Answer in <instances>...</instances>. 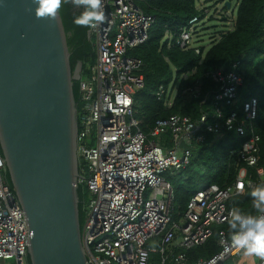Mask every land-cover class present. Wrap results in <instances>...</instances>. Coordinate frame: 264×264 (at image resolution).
Here are the masks:
<instances>
[{"label":"built area","instance_id":"1","mask_svg":"<svg viewBox=\"0 0 264 264\" xmlns=\"http://www.w3.org/2000/svg\"><path fill=\"white\" fill-rule=\"evenodd\" d=\"M220 1V0H218ZM218 1L209 5L198 0L196 8L203 18L191 17L176 33L166 31V47L202 51L198 27L209 16H228ZM222 2H225L222 0ZM106 20L97 28H88L95 37L94 62L77 81L76 154L77 179L83 195L80 239L87 264H148L149 253L159 255L157 264H226L239 250L230 234L220 229L219 250L207 259L190 261L186 251L203 244L212 227L226 223L237 194V185L254 189L264 185V169L257 167L260 137L255 132L257 100L242 99L243 85L239 61L230 68L213 67L210 79L216 84L208 109L197 119L179 112L157 118L145 133L135 117L136 92L144 86L142 62L131 52L149 38L155 17L144 13L135 0H102ZM224 16V17H226ZM220 17V18H221ZM206 49V48H205ZM183 73L180 79L187 78ZM200 82L181 90L160 83L155 99L165 109L175 98L191 101L198 97ZM233 132L243 140L229 151L238 168L231 184H209L195 191L177 220L172 218L173 189L166 173L175 174L191 160L192 149L205 141L204 132L218 137ZM84 167H81V163ZM247 167L256 179L247 178ZM0 150V264H28L29 232L23 211L8 184ZM257 214V213H256ZM154 240L157 247L148 242ZM264 259L260 258V263Z\"/></svg>","mask_w":264,"mask_h":264},{"label":"water","instance_id":"2","mask_svg":"<svg viewBox=\"0 0 264 264\" xmlns=\"http://www.w3.org/2000/svg\"><path fill=\"white\" fill-rule=\"evenodd\" d=\"M34 7L0 0V150L27 224L29 264H87L72 91L82 62L71 69L60 14L38 19Z\"/></svg>","mask_w":264,"mask_h":264},{"label":"trees","instance_id":"3","mask_svg":"<svg viewBox=\"0 0 264 264\" xmlns=\"http://www.w3.org/2000/svg\"><path fill=\"white\" fill-rule=\"evenodd\" d=\"M197 2L198 0H135L144 13L155 17L148 40L131 52L142 62L141 72L144 78L143 88L134 96L135 117L139 127L146 133L155 119L176 112L197 119L202 110L208 109L211 94L216 88V84L209 77V71L218 66L229 69L230 63L237 60L243 79V85L239 89L240 97L246 99L249 95L257 100V116L253 123L255 132L260 137L257 167L264 169V0H238L230 28L219 32L207 49L201 46L200 54H196L192 48L180 50L173 46L166 47L162 42L166 31L174 34L186 25L191 17L203 18V12L196 8ZM223 9H226L225 5ZM80 11L81 9L67 3L62 6L59 14L70 53V67L72 69L76 60H81V71L84 72L85 61L92 50L88 42V28L73 23V17ZM93 61L89 63L92 64ZM183 73L188 74L187 78L180 79ZM196 80L200 82L199 95L191 101L177 97L172 107L165 109L162 103L155 99L154 91L160 83L181 90ZM72 91L77 101V81H73ZM204 135L205 141L192 149L190 163L175 174H165L173 189L172 218L175 220L184 211L187 201L195 191L209 184H231L242 165L236 163L229 154L231 149L239 145L242 138L230 131H223L218 137L209 132H204ZM246 169L247 178L255 180L254 168ZM5 178L10 185L7 172ZM252 190L245 187L240 194L232 198L233 206L239 208L242 213L256 214L252 208ZM78 200V218L81 226L84 213L83 192L80 187ZM227 222L213 226L211 236L203 244L185 252L190 261L207 259L219 250L217 234L220 229L230 234Z\"/></svg>","mask_w":264,"mask_h":264},{"label":"clouds","instance_id":"4","mask_svg":"<svg viewBox=\"0 0 264 264\" xmlns=\"http://www.w3.org/2000/svg\"><path fill=\"white\" fill-rule=\"evenodd\" d=\"M34 11L38 19H54L62 6L71 3L81 9L73 17L76 26L97 28L106 20L102 0H33ZM243 191V185H237V194ZM250 196L252 208L257 214H245L237 207L229 213L228 228L234 247L244 251L245 255L264 259V185L255 187ZM155 247V244L153 245Z\"/></svg>","mask_w":264,"mask_h":264},{"label":"rangeland","instance_id":"5","mask_svg":"<svg viewBox=\"0 0 264 264\" xmlns=\"http://www.w3.org/2000/svg\"><path fill=\"white\" fill-rule=\"evenodd\" d=\"M228 1L230 2L231 7L229 8L230 12H229L228 16H226V14L224 13V16H226L227 18L225 17V19L222 20V19H220V17H221L220 15H214V14H211V15H213V17L211 18L209 16L210 15L209 14L208 17L205 18V20H204V27L203 28H201L200 26L198 27V31L200 32V34L198 35L200 37V40L198 42L202 46H204L206 49L211 45V43L215 40V38H217V35L219 34V32L228 30L230 28L231 20L234 19V17H235L238 0H228ZM207 2L209 5L213 4V2H210V0ZM224 3L225 2H222V0H220V1H218V3L216 4L215 7L219 8ZM226 10H228V9H226ZM88 42L91 45L92 52H91V54L88 55L87 60L85 61L86 64L84 67V69H85L84 72H86L88 67L91 65L89 62H92L95 58V54H94L95 53V50H94L95 37L93 35L88 36ZM81 167H84L83 163H81ZM83 200H84L85 204H87V202L89 200V196H88L87 192L83 195ZM154 244H155V247H157V244L154 240H150L148 242V246L151 248H155V247H153ZM158 257H159V255H156L154 252H150L148 264H157ZM225 263L228 264L227 260ZM10 264H14V261H10Z\"/></svg>","mask_w":264,"mask_h":264},{"label":"crops","instance_id":"6","mask_svg":"<svg viewBox=\"0 0 264 264\" xmlns=\"http://www.w3.org/2000/svg\"><path fill=\"white\" fill-rule=\"evenodd\" d=\"M224 1H228V0H224ZM230 7H231V5H230ZM226 9H224V10H226ZM227 12L229 14L230 10L228 9ZM227 262H228V264H259L260 258L256 257V256L245 255L243 250H239L236 254H234L232 257H230L227 260Z\"/></svg>","mask_w":264,"mask_h":264},{"label":"flooded vegetation","instance_id":"7","mask_svg":"<svg viewBox=\"0 0 264 264\" xmlns=\"http://www.w3.org/2000/svg\"><path fill=\"white\" fill-rule=\"evenodd\" d=\"M87 34H88V33H87ZM78 61H81V60H76V63L74 64V67L72 68V70L75 69V67H76ZM81 62H82V61H81Z\"/></svg>","mask_w":264,"mask_h":264}]
</instances>
